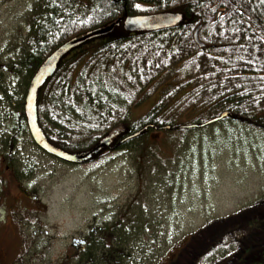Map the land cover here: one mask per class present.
Masks as SVG:
<instances>
[{
  "label": "rangeland",
  "instance_id": "rangeland-1",
  "mask_svg": "<svg viewBox=\"0 0 264 264\" xmlns=\"http://www.w3.org/2000/svg\"><path fill=\"white\" fill-rule=\"evenodd\" d=\"M34 1L0 0L1 68L17 61ZM1 73L11 97L6 104L0 94V264L21 253L35 264H87L67 258L93 237L100 244L92 239L85 251L93 264H166L169 256L178 264H215L242 245L241 237L264 239L263 129L217 123L189 130L179 144L160 134L151 150L109 149L92 160L91 154L64 162L36 146L29 133L12 137L23 76ZM157 97L153 93L132 115L148 111ZM7 148L10 163L2 157ZM120 221L112 238L116 252H105L100 246L110 244L111 227ZM208 226L226 231L188 259L191 250L183 245L201 228L199 241L206 240ZM258 250L264 252V243L245 253L254 261Z\"/></svg>",
  "mask_w": 264,
  "mask_h": 264
},
{
  "label": "trees",
  "instance_id": "trees-1",
  "mask_svg": "<svg viewBox=\"0 0 264 264\" xmlns=\"http://www.w3.org/2000/svg\"><path fill=\"white\" fill-rule=\"evenodd\" d=\"M166 11L181 13L176 25L126 31L120 23L61 56L35 103L49 143L76 153L111 136V146L92 154V160L109 149L151 150L160 134L179 144L189 130L217 123L264 130V0H35L25 16L27 32L17 61L0 65L6 104L11 95L1 72L23 76L24 90L13 102L12 137L29 133L24 103L30 79L60 44L127 15ZM198 25L203 46L194 40ZM155 92L149 110L133 116L132 109ZM7 150L2 157L10 163ZM116 225L109 247L100 248L105 252H116L111 250L121 231ZM226 226H208L204 241H199L203 228L193 234L187 240L196 242L189 259L218 240Z\"/></svg>",
  "mask_w": 264,
  "mask_h": 264
},
{
  "label": "water",
  "instance_id": "water-1",
  "mask_svg": "<svg viewBox=\"0 0 264 264\" xmlns=\"http://www.w3.org/2000/svg\"><path fill=\"white\" fill-rule=\"evenodd\" d=\"M180 19L181 13L170 11L134 16L127 15L123 18H118L112 23L102 26L101 28L92 29L91 31L82 34L80 37H72L70 40L60 44V46L57 47L53 52H51L50 55H48L40 64L39 68L36 70V73L30 79V84L27 88V95L24 103V113L26 115V124L28 126V131L34 143L51 156H56L64 162L68 161L71 163L85 161L91 156V154L97 153L102 148H107L110 144L111 136L102 138L99 142H97L96 146L88 149L87 151L76 153L64 151L58 146H53L51 143H49L46 135H44L43 130L37 122V108L35 103L38 89L42 84L45 83L44 81L54 72L62 55L71 50L72 47L82 44V42L86 40L111 32L114 28V25H118L119 23H121L123 25V29H125L126 31L145 29L156 30L174 26ZM199 28L200 25H198V27L193 32L194 40L198 45L203 46V43L198 38ZM226 114L227 112H224L218 118H213V120L209 121V123L220 119Z\"/></svg>",
  "mask_w": 264,
  "mask_h": 264
},
{
  "label": "flooded vegetation",
  "instance_id": "flooded-vegetation-1",
  "mask_svg": "<svg viewBox=\"0 0 264 264\" xmlns=\"http://www.w3.org/2000/svg\"><path fill=\"white\" fill-rule=\"evenodd\" d=\"M121 221L116 223L117 225H120ZM85 240V244L86 242L87 243H90L89 245H93L94 242L93 240H96V243L99 245L100 244V241L95 239L94 237L93 238H83ZM93 239V240H92ZM257 241L259 240L258 238H255ZM107 240V239H106ZM257 241H253V240H244L243 237L240 238V240H238L237 242H241L242 245H237L236 249L231 251L230 253L228 254H220V258H219V261L215 264H264V252H261V251H257V252H254L255 256H254V261H253V255L251 256L250 254H246L245 252L249 249H251V247H257V246H260L262 243H264V239L262 238L261 239V242H257ZM191 244V241L187 242L186 244H184V248H182V250L184 252H186L187 250H191L189 249V247H192V244ZM216 245V249H218V245ZM106 247H109L107 245V241H106V244H105ZM76 248H73L74 251L73 254H71L67 260H74V261H81V260H85L87 262V264H93V261L91 260H88L89 258H86L85 257V249L83 251L82 249V246H81V243H77V245L75 246ZM88 247V245H87ZM194 247V246H193ZM101 248V246H100ZM82 249V250H81ZM83 251V252H82ZM23 253L21 254H18L17 257L11 261H8L9 264H13L15 262H17V264H24V262H26V264H35L32 262V259H24L23 257ZM201 257H203L201 255ZM83 258V259H82ZM167 261H166V264H178L180 261L177 258H175V256L173 257V259L169 257H167ZM189 259V258H188ZM188 261V260H187ZM0 262H2L0 260ZM117 263L119 264H122V261L121 260H117L116 261ZM195 263H199V259H196L194 262H192L191 264H195Z\"/></svg>",
  "mask_w": 264,
  "mask_h": 264
},
{
  "label": "snow or ice",
  "instance_id": "snow-or-ice-1",
  "mask_svg": "<svg viewBox=\"0 0 264 264\" xmlns=\"http://www.w3.org/2000/svg\"><path fill=\"white\" fill-rule=\"evenodd\" d=\"M136 7H138V8H139V7H143V5H141V4H137Z\"/></svg>",
  "mask_w": 264,
  "mask_h": 264
}]
</instances>
